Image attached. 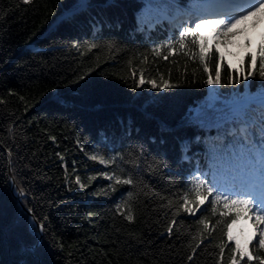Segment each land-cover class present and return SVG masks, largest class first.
Returning <instances> with one entry per match:
<instances>
[{"label": "trees", "instance_id": "1", "mask_svg": "<svg viewBox=\"0 0 264 264\" xmlns=\"http://www.w3.org/2000/svg\"><path fill=\"white\" fill-rule=\"evenodd\" d=\"M148 3L0 0V264H230V247L223 260L218 247L226 240L217 225L222 207L214 214L207 203L194 217L173 213L197 168L210 182L213 172L216 182H228L224 172L209 171L213 142L234 126L217 124L232 113L234 98L250 96L259 115L264 80L257 63L256 76L229 84L226 63L223 84L215 86L219 99L210 101L213 89L198 57L186 49L151 51L192 23L177 14L189 0L169 4L168 18L156 10L162 4L153 0L149 11ZM91 43L100 47L88 50ZM133 73L176 87L136 88ZM116 153L123 159L115 164L90 158ZM105 172L136 183L116 185ZM10 173L14 189L25 190L21 202L43 221L39 241ZM129 191L132 221L125 207L117 208ZM201 218L208 229L197 223ZM250 251L264 257L258 242Z\"/></svg>", "mask_w": 264, "mask_h": 264}, {"label": "snow or ice", "instance_id": "2", "mask_svg": "<svg viewBox=\"0 0 264 264\" xmlns=\"http://www.w3.org/2000/svg\"><path fill=\"white\" fill-rule=\"evenodd\" d=\"M33 0H25V3H32ZM158 5L162 4L163 8L156 10L165 11L163 18H168L166 9L169 4H174L175 0H154ZM221 4L226 6V10H217L210 8V4ZM148 10H153V0H149ZM183 12L189 21L178 28L179 35L175 39L169 38L161 44H154L151 51L160 55L162 50H169L175 53L178 50H187L186 55L190 54L195 60L197 57L203 66L207 79L204 81L210 89V101L219 99L215 86L223 84L222 71L225 64L229 70V84H239L242 81L247 82L250 78L257 75V63L259 65V77L264 80V32L260 33V41L255 52L245 51L243 55L239 53L227 52L229 45L236 46V37L245 34V42L238 47L247 49L251 43L247 38L249 30L254 31L258 25L264 23V0H189L186 9H177V14ZM206 29L211 33V37L204 35L201 30ZM223 45L225 50H221ZM73 47H80L74 44ZM100 45L91 43L87 45L88 50L99 48ZM109 49L115 47L111 42L107 44ZM198 49V51H194ZM238 56L235 64L228 63L225 56ZM247 58V62H246ZM210 66L214 68V75L210 71ZM233 70L235 75L233 76ZM136 88H142L145 84L150 85L152 89L164 91L176 87L168 80L161 78L160 82L155 79L145 80V76L141 73L138 80L135 79ZM251 98L241 97L233 99L232 113L224 117L217 124L218 129L223 128L225 124H233L234 126L225 132L218 134L210 149L212 163L209 171L213 169L224 172L228 177V182H216V172H213V182L205 179L206 173L199 168L189 177L186 190L183 194V203L180 209L173 216L179 214V210L188 213L190 216H196L199 211H203L207 203L213 206L215 214L218 208L221 220L217 221V225L222 224L225 239H221L218 247L221 260L225 258V249L230 247V264H242L245 258L251 264L252 261H259L264 264V257L259 255L253 256L249 250L250 245L258 242L260 249H264V93H262V103L259 115L251 108ZM213 105L210 103L209 107ZM230 136L226 140L225 137ZM93 160H99L100 164H115L117 159H123L122 154L116 153L114 156L105 158V156L92 155ZM187 158V157H185ZM109 180L114 181L116 185H134L136 181L131 175L122 176L117 173H103ZM76 182L80 184L79 177ZM84 187L83 184H80ZM115 191V189H113ZM18 197H25V190L18 189ZM133 196L129 191L127 198L117 208L125 207L127 211L126 219L133 220V212L128 200ZM28 213H32L33 209L28 208ZM22 215V214H21ZM35 232L36 219L34 216L29 217ZM249 225L251 234L244 237V228L240 227L238 234H233V228L240 225L241 222ZM176 221L168 226V233L171 234ZM198 224L209 228V224L204 218L197 221ZM217 225H212L215 229ZM41 233L45 232L43 221L40 222ZM231 242V243H229ZM201 242L197 243V247L192 249L194 254L199 248ZM62 247V246H61ZM189 261L193 259V255L187 257Z\"/></svg>", "mask_w": 264, "mask_h": 264}, {"label": "rangeland", "instance_id": "3", "mask_svg": "<svg viewBox=\"0 0 264 264\" xmlns=\"http://www.w3.org/2000/svg\"><path fill=\"white\" fill-rule=\"evenodd\" d=\"M185 17H187V16L185 15V16H184V19H186ZM193 23H194V22H193ZM201 31H202L203 33L207 34V35L209 36V38L211 37V33H209L206 29H202ZM256 32H257V31H255V33L252 32L253 34H252V33L247 34V38L250 39V41H251V43H250V45H249V47H248L247 49H245V48H241V47H238V45H243L244 42H245V38H246V36H245V34H244V35H239L240 38H239V41L236 42V46H234V45H229L228 49L226 50V53L230 51V52H232V53H239L240 55H243V53H244L245 51H249V50H251L252 48H254V47L256 46L257 42L260 41V39L258 40V37L260 38V36L257 37ZM220 47H221V50H225V49L223 48V45H220ZM226 56H227V58H228L231 62H234V61H235V58H238V56H230V55H227V54H226ZM251 223H252L251 221H248L247 223H244V222L242 221L240 225H237L236 227L233 228V234H234V235L238 234L239 228H240V227H243V228H244V237H243V238H246L248 235L251 234V231H250V228H249V225H250ZM249 250H250V248H249Z\"/></svg>", "mask_w": 264, "mask_h": 264}, {"label": "bare ground", "instance_id": "4", "mask_svg": "<svg viewBox=\"0 0 264 264\" xmlns=\"http://www.w3.org/2000/svg\"><path fill=\"white\" fill-rule=\"evenodd\" d=\"M208 2L211 3V2H213V0H208ZM209 7H210V8H215V9H217V10H226V6H225V5H221V4H218V3H216V4H210ZM255 31H257V32H256L257 37L260 36V33H261V32H264V23L258 25L257 28H256L254 31L249 30V32H248L247 34H250V33H252V32L255 33ZM253 33H252V34H253ZM241 35H244V34L242 33ZM239 38H240V36L236 37V42L239 41ZM259 39H260V38L258 37V40H259Z\"/></svg>", "mask_w": 264, "mask_h": 264}, {"label": "water", "instance_id": "5", "mask_svg": "<svg viewBox=\"0 0 264 264\" xmlns=\"http://www.w3.org/2000/svg\"><path fill=\"white\" fill-rule=\"evenodd\" d=\"M8 157H10L9 156V154H8ZM10 186H11V188L13 189V192H14V194H15V196L18 198V200H19V202H20V205H21V208H23L24 210H26L27 211V207H25L24 206V204L21 202V200H20V197H18L17 196V191L18 190H15L14 189V186H15V183H14V179L12 178V176H11V173H10ZM28 212V211H27ZM30 214V216H33L32 215V213H29ZM36 226L38 227V229H39V231H38V241L41 239V235H42V233H41V231H40V223L36 220Z\"/></svg>", "mask_w": 264, "mask_h": 264}]
</instances>
